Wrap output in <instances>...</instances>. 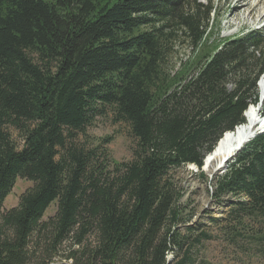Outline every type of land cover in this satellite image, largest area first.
Masks as SVG:
<instances>
[{
    "label": "trees",
    "instance_id": "trees-1",
    "mask_svg": "<svg viewBox=\"0 0 264 264\" xmlns=\"http://www.w3.org/2000/svg\"><path fill=\"white\" fill-rule=\"evenodd\" d=\"M203 1L0 0V264H193L206 234L181 235L170 172L201 167L264 74V26L204 48L216 7ZM179 35L195 55L172 75ZM107 109L135 141L129 161L111 159V137L78 142ZM226 168L213 194L238 198L230 220L264 219V132ZM18 178L32 186L3 210Z\"/></svg>",
    "mask_w": 264,
    "mask_h": 264
},
{
    "label": "rangeland",
    "instance_id": "rangeland-1",
    "mask_svg": "<svg viewBox=\"0 0 264 264\" xmlns=\"http://www.w3.org/2000/svg\"><path fill=\"white\" fill-rule=\"evenodd\" d=\"M199 1L204 2L203 0ZM236 1L214 0L216 16L210 23L211 29L204 48L211 47V45L214 47L224 39L238 36L248 29L264 26V1L262 4L255 5L257 0H250L246 9L238 10L236 15H233ZM250 9L252 10L251 15L248 14ZM194 55L195 52L192 51L186 38L179 35L171 41V50L164 68L173 75L180 64H186ZM263 82L264 74L260 76L257 84L260 95L262 93L260 87L261 83L264 85ZM250 107L256 109V105L252 102L248 103L246 110ZM262 108L261 104L258 113ZM8 130L13 143L21 148L20 134L12 128ZM106 137H111L106 148L112 160L129 161L132 158L135 141L130 134L129 127L123 122H115L109 109L105 114L95 117L93 123L87 127L86 135L78 136V142L97 145L100 139ZM226 169L212 181L207 180L202 171L197 172L190 169L189 164L170 172V177L181 194L177 203L180 209L179 219L183 221L179 225L181 235H189L191 232L189 238L193 239L202 232L206 234V238H201L200 243L194 247L196 249L191 255L194 258L193 264H264V219L244 218L240 224H235L228 217L227 210L228 203L236 201L238 198L231 195L215 197L213 194L216 178L221 176ZM31 186V182L27 180L16 179L3 202V210L16 206L20 194ZM55 211L56 201L47 208L43 219L52 217ZM188 228L190 229L187 230ZM69 247H71V243L67 240L62 244L58 255L60 254L64 258ZM185 247L187 248V244ZM179 256H182V253ZM173 259V255L169 253L167 262L172 264ZM50 264L71 263L65 259L55 258Z\"/></svg>",
    "mask_w": 264,
    "mask_h": 264
},
{
    "label": "bare ground",
    "instance_id": "bare-ground-1",
    "mask_svg": "<svg viewBox=\"0 0 264 264\" xmlns=\"http://www.w3.org/2000/svg\"><path fill=\"white\" fill-rule=\"evenodd\" d=\"M248 1L250 0H237L234 5L233 15H236L238 10L246 9L249 5ZM263 1L264 0H257L255 5L262 4ZM251 12L252 10L250 9L248 14L251 15ZM260 88L262 93L261 95L259 94V96H262L264 95V85L262 83ZM256 111L257 108L252 109L251 107L245 110V121L237 125L232 131H227L222 134L212 150L204 156L200 168L193 164H189L190 169L197 172L202 171L205 173L207 180L210 181L221 174L231 159H233L239 150L251 140L252 136L264 129V115L259 116L256 114Z\"/></svg>",
    "mask_w": 264,
    "mask_h": 264
},
{
    "label": "water",
    "instance_id": "water-1",
    "mask_svg": "<svg viewBox=\"0 0 264 264\" xmlns=\"http://www.w3.org/2000/svg\"><path fill=\"white\" fill-rule=\"evenodd\" d=\"M264 99V95H262V96H259V101H258V103H257V105L256 106H260L261 105V102H262V100ZM257 109H258V107H256ZM262 132H264V129L262 130V131H258L256 134H254L253 136H252V138L251 139H253L256 135H258V134H260V133H262ZM249 142V141H248ZM243 148V147H242ZM241 148V149H242ZM240 149V150H241ZM239 150V151H240ZM233 158V157H232ZM234 159V158H233ZM232 160V159H231ZM167 264H169V261L167 262Z\"/></svg>",
    "mask_w": 264,
    "mask_h": 264
}]
</instances>
